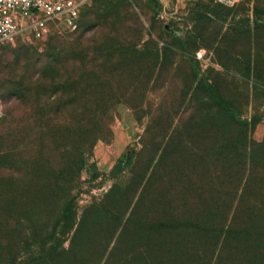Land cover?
<instances>
[{
    "label": "rangeland",
    "instance_id": "374dc122",
    "mask_svg": "<svg viewBox=\"0 0 264 264\" xmlns=\"http://www.w3.org/2000/svg\"><path fill=\"white\" fill-rule=\"evenodd\" d=\"M100 2L109 9L130 10L101 32L139 40V52L128 57L121 79L109 85L129 93L104 100L116 105L111 133L80 156L83 168L73 192V217L60 222L65 201L61 190L50 196L47 181L36 179L40 187L26 188L11 175L29 159V148L18 155L10 150L21 141L30 143L29 124L12 102L2 101L1 82L10 87L19 74L17 58L45 48L52 35L54 40L79 36L90 11L95 17L104 13L94 12ZM222 105L233 107L248 126L251 143L264 140V0H92L76 21L51 23L43 38L24 36L0 44V264L117 263L140 243L135 239L129 244L130 231L122 236L123 226L117 229L124 225L130 203L137 201L164 153H171L168 165L182 153L180 139L199 145L225 133L229 116L220 112ZM16 128L22 137L18 143ZM168 138L172 141L167 143ZM131 146L136 149L131 163L117 169ZM44 154L49 162L37 169L51 171L59 152L47 147ZM196 177L201 181V175ZM67 226L72 229L64 233ZM53 243H59L56 251H50Z\"/></svg>",
    "mask_w": 264,
    "mask_h": 264
},
{
    "label": "trees",
    "instance_id": "16d2710c",
    "mask_svg": "<svg viewBox=\"0 0 264 264\" xmlns=\"http://www.w3.org/2000/svg\"><path fill=\"white\" fill-rule=\"evenodd\" d=\"M100 10L104 13L96 17L88 13L76 38L54 40L52 35L45 48L18 57L19 74L10 87L1 82L2 101L12 102L29 124L28 145L18 143L21 132L13 131L18 144L10 150L18 155L25 147L30 155L24 169L11 175L26 188L38 187L36 179L47 181L50 196L61 190L65 201L60 222L73 217V192L83 168L80 156L111 133L116 105L104 100L129 93L109 85L121 79L128 57L139 52V40H121L117 31L101 32L129 16L130 10L109 9L101 2L94 7V12ZM96 79L103 85L95 86ZM99 99L103 101H95ZM232 108L220 107L229 116L225 133L207 137L201 145L180 139L182 153L169 165L171 153L162 155L137 201L125 212L124 225L117 227L123 226L122 236L130 231L129 244L135 239L140 243L115 264H264V140L251 143L248 126ZM47 147L53 154L58 151L60 159L51 171H39L38 165L47 161ZM135 152L131 146L117 169L130 164ZM184 176L188 182L181 181ZM58 247L53 243L50 251Z\"/></svg>",
    "mask_w": 264,
    "mask_h": 264
},
{
    "label": "built area",
    "instance_id": "2783aa9c",
    "mask_svg": "<svg viewBox=\"0 0 264 264\" xmlns=\"http://www.w3.org/2000/svg\"><path fill=\"white\" fill-rule=\"evenodd\" d=\"M89 1L0 0V44L24 36L43 38L51 23L76 21Z\"/></svg>",
    "mask_w": 264,
    "mask_h": 264
}]
</instances>
